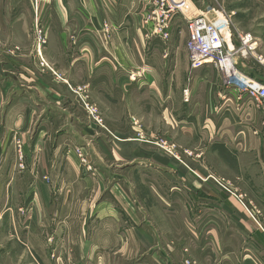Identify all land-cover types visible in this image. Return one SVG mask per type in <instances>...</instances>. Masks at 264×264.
I'll return each instance as SVG.
<instances>
[{
    "label": "crops",
    "instance_id": "1",
    "mask_svg": "<svg viewBox=\"0 0 264 264\" xmlns=\"http://www.w3.org/2000/svg\"><path fill=\"white\" fill-rule=\"evenodd\" d=\"M153 1L53 0L55 28L42 53L48 67L28 74L30 84L15 79L17 89L10 84L0 89L1 102L8 96L0 112L5 140L0 143V264H184L175 250L189 243H196V264H216L218 227L200 230L188 222L201 217L204 223L207 212L200 205L206 198L214 207L208 215L215 214L217 191L206 189L133 130V118L140 119L145 137L153 141L156 132L147 114L153 110L139 111V105H170L184 89L196 90L197 76H211L209 66L201 76L190 69L188 48L184 42L175 45L174 33L167 39L152 33L146 16ZM259 27L260 33L252 32L264 55V20ZM237 66L264 83L253 58L238 60ZM215 83L217 113L215 100L197 107L194 97L189 99L197 118L187 116L184 133L203 142L193 148L197 154L207 142H222L241 158L251 157L257 170L252 176L264 183V110L245 95L228 97L229 89ZM77 86L85 87V101L99 108L103 125L90 117ZM16 140L26 159L22 173ZM32 201L34 209L28 210ZM259 206L263 226L245 211L239 212L241 229L233 226L235 233L249 236L241 264H264V206Z\"/></svg>",
    "mask_w": 264,
    "mask_h": 264
},
{
    "label": "rangeland",
    "instance_id": "2",
    "mask_svg": "<svg viewBox=\"0 0 264 264\" xmlns=\"http://www.w3.org/2000/svg\"><path fill=\"white\" fill-rule=\"evenodd\" d=\"M52 1L0 0V61L6 72L14 74V78L0 74V89L8 84L17 89L15 79H20L30 84L28 74H33L32 72L37 74L45 66L48 67L46 64L47 59L42 53L45 54L44 51L47 50L46 46L48 44L47 39L48 37L52 38L53 28H55L50 25L56 16V11L53 10L54 8L51 5ZM168 1L170 5H174L175 10L171 16L170 34H175V45L183 44L184 42L186 45L185 49H187L188 41L187 19L194 14L208 15L214 21L223 22L227 20L230 25V32L233 35L232 39L236 45H238L237 35L240 32L257 31L260 33L259 26L264 20V0ZM104 29L106 32H109L110 25L104 23ZM207 66L211 68V76L207 80H199L197 76L194 80L195 91L190 89L191 91L189 90L188 95H186L184 92L186 89H184L183 94H180L181 98L174 96L169 100L170 105H166L165 102L161 101L162 104H158V106H154L152 103L149 105H139V111L147 108L153 110L152 112H147L150 116L148 126L156 132L153 141L145 137L146 134L142 130L143 124H141L140 119L133 118V124L136 127L133 130L136 132V138L144 141L150 140L149 142L153 143L159 152H163L179 161L196 177L197 181L205 183L206 189L212 190L214 188L217 191L216 193L220 200L217 199L219 203L215 207V214H212L211 218L208 215V213H214V211H209V209L214 207L207 201L209 199L206 198V204L200 205L207 212L204 223H202L201 217L195 220L189 219L188 223L192 226L201 227L200 230L209 226L218 227V241L215 246L212 241L216 251H218L217 248L220 251V257L218 256L216 264H241V259L246 254V244L249 236L243 230L238 231L241 232L240 234L235 233L233 226L241 229L242 217L239 215V212L243 211L247 213L256 225L263 226L261 222L263 209L259 205L264 206V199H261L264 192V183H261L260 179L252 176L257 170L253 167L254 163L251 161V157L241 158L238 153L231 152L229 147L222 142H207L205 151L197 154L193 148L199 146L198 143L203 145V142L197 143L196 134L194 136H187L184 133L186 126L183 123L187 119V116L191 115L194 120L197 118V108L189 105V102L186 101L194 97L193 103L197 107L198 105H202V102L205 103L206 107H209L215 100V113H217V109L221 106L217 103L219 93L213 82L219 83L221 89H229L227 93L228 97H232V93L234 92L238 93V96L244 95L229 85L220 71L212 65H206L202 67L203 69L199 68L197 74L201 76L202 70H205L204 68ZM258 68L262 71L259 66ZM200 88L202 91H198ZM74 91L83 100V105L90 117L98 124L103 125L104 119L99 108L85 101V99L87 100L85 87L77 86ZM245 97L250 98L246 95ZM6 101H8V96L4 98V101H0L1 114L6 106ZM127 114L129 115L128 112ZM131 116H128V119ZM188 119L190 118L188 117ZM260 127L264 128V113L260 121ZM0 140V143L4 144L5 140ZM16 143L17 171L22 173L27 169L26 159L22 150V142L16 140ZM75 150L82 162H86V157L81 149L76 148ZM261 159L264 160V157ZM188 163L190 165L194 163L198 164L196 168L199 169H193ZM43 178L48 179L47 176H43ZM34 193L35 191H31L32 195ZM188 196L190 199L195 200L191 196V193ZM34 205L33 201L30 202L28 210L34 209ZM198 223L200 226H198ZM201 234L202 231L199 237ZM204 235L205 238L210 240L213 234H210L206 230ZM186 248L188 249L186 250ZM193 255H197L196 243H189L175 250V257L183 260L184 264H196L197 260L194 259L196 257Z\"/></svg>",
    "mask_w": 264,
    "mask_h": 264
},
{
    "label": "built area",
    "instance_id": "3",
    "mask_svg": "<svg viewBox=\"0 0 264 264\" xmlns=\"http://www.w3.org/2000/svg\"><path fill=\"white\" fill-rule=\"evenodd\" d=\"M173 11L174 5H170L168 0L153 1L146 16L147 23L152 24L153 34L169 38ZM187 31L190 67L214 66L229 85L252 98L264 110V83L237 66L238 60L253 58L264 71V55L258 52L259 41L254 33L240 32L236 45L228 21H214L205 14L189 17ZM184 92L188 95L187 89Z\"/></svg>",
    "mask_w": 264,
    "mask_h": 264
},
{
    "label": "water",
    "instance_id": "4",
    "mask_svg": "<svg viewBox=\"0 0 264 264\" xmlns=\"http://www.w3.org/2000/svg\"><path fill=\"white\" fill-rule=\"evenodd\" d=\"M0 74L3 75V76L5 75V76H9V77L14 78V74L12 72H6L5 71V69L3 68V64H2L1 61H0ZM17 83L19 85L18 80H17Z\"/></svg>",
    "mask_w": 264,
    "mask_h": 264
}]
</instances>
